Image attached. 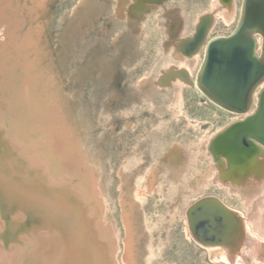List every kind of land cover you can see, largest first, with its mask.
Instances as JSON below:
<instances>
[{
    "label": "rangeland",
    "instance_id": "1",
    "mask_svg": "<svg viewBox=\"0 0 264 264\" xmlns=\"http://www.w3.org/2000/svg\"><path fill=\"white\" fill-rule=\"evenodd\" d=\"M216 1L164 0L138 17L135 0H13L10 30H0L15 56L13 80L32 85V107L58 121L41 109L39 123L53 125L86 161L84 184L101 181L119 264L129 252L130 264H218L188 235L186 210L207 196L254 210L242 195L203 181L213 162L203 144L239 120L195 84L206 43L240 21L243 0H234L228 21ZM206 15V41L195 56L179 57L180 42L193 45ZM172 71L177 77L163 84Z\"/></svg>",
    "mask_w": 264,
    "mask_h": 264
},
{
    "label": "bare ground",
    "instance_id": "2",
    "mask_svg": "<svg viewBox=\"0 0 264 264\" xmlns=\"http://www.w3.org/2000/svg\"><path fill=\"white\" fill-rule=\"evenodd\" d=\"M158 2L164 0H135L132 11L139 17ZM246 2L243 0L240 21L233 33L244 22ZM14 6L13 0H0L3 33L12 20L7 19V12ZM214 7L228 21L234 15L235 1L217 0ZM212 22V15L201 19L193 45L188 47L187 40L180 42L179 57L195 56ZM244 33L256 43L255 56L264 61V31L252 26ZM210 41L205 42L195 84L212 102L236 114V122L244 121L259 109L264 77L253 89L245 113L218 103L201 83ZM6 43H0V156L4 158L0 159V264H119L115 248L118 235L101 202L106 199L101 181L94 179L92 184L88 180L84 184L87 179L82 178L79 166L86 167V161L77 153L70 154L69 143L53 125L47 129L39 123L36 113L42 108L31 105L38 103L30 95L33 86L13 80L17 73L10 60L15 56ZM176 77L172 71L167 81L161 82L169 83ZM46 109L52 111L54 106L48 104ZM41 112L53 123L58 122L52 112ZM234 123L203 144L204 155L213 158L203 181L211 178L219 187L242 195L254 210L244 213L217 196L203 197L186 210L187 231L213 263L264 264V146L249 137L231 153L212 148L213 142ZM8 168H13V173ZM129 253L126 264L132 260Z\"/></svg>",
    "mask_w": 264,
    "mask_h": 264
},
{
    "label": "water",
    "instance_id": "3",
    "mask_svg": "<svg viewBox=\"0 0 264 264\" xmlns=\"http://www.w3.org/2000/svg\"><path fill=\"white\" fill-rule=\"evenodd\" d=\"M252 26L264 31V0H247L241 28L232 35L219 37L208 43L201 76L202 85L218 103L239 113L248 110L252 91L264 77V61L255 56L256 43L244 33ZM249 137L264 146V91L256 114L234 123L213 142L212 148L220 153H231L239 144L248 142ZM0 159H4L3 156ZM8 170L13 173V168ZM214 223V226L217 225L215 221Z\"/></svg>",
    "mask_w": 264,
    "mask_h": 264
}]
</instances>
